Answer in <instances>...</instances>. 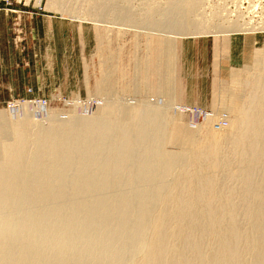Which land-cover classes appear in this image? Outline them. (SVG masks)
Returning a JSON list of instances; mask_svg holds the SVG:
<instances>
[{
	"label": "bare ground",
	"instance_id": "6f19581e",
	"mask_svg": "<svg viewBox=\"0 0 264 264\" xmlns=\"http://www.w3.org/2000/svg\"><path fill=\"white\" fill-rule=\"evenodd\" d=\"M106 1L86 0L85 14L159 29L171 63L177 38L213 32L194 16L204 0H147L139 17ZM236 24L214 32L256 29ZM246 62L238 92H226L229 125H186L173 151L174 119L149 101L106 100L48 126L0 114V264H264V50Z\"/></svg>",
	"mask_w": 264,
	"mask_h": 264
},
{
	"label": "rangeland",
	"instance_id": "374dc122",
	"mask_svg": "<svg viewBox=\"0 0 264 264\" xmlns=\"http://www.w3.org/2000/svg\"><path fill=\"white\" fill-rule=\"evenodd\" d=\"M50 1L0 0V114L7 113L8 119L24 111L35 123L48 126L51 117L66 118L77 111L90 115L106 100L149 101L174 119L166 149L177 150V133L186 125L197 129L194 133L211 117L216 128L229 125L232 113L223 106L230 102L227 93L238 92L247 55L264 50V0L202 1L194 16L213 32L177 38L173 63L165 54L170 36L159 29L144 27L139 20L132 26L115 18L101 24L85 14L86 0H61L63 8L51 7ZM119 1L131 3L138 17L147 2ZM155 1L168 6L167 0ZM227 21L237 26L249 22L256 29L228 37L216 34L215 27ZM104 79L105 87L112 86L109 95L96 90V85L104 87ZM171 80L169 95L165 87ZM112 112L113 121L120 110Z\"/></svg>",
	"mask_w": 264,
	"mask_h": 264
},
{
	"label": "built area",
	"instance_id": "2783aa9c",
	"mask_svg": "<svg viewBox=\"0 0 264 264\" xmlns=\"http://www.w3.org/2000/svg\"><path fill=\"white\" fill-rule=\"evenodd\" d=\"M221 122H222L223 124H226V123H227V119H226L225 116L221 117Z\"/></svg>",
	"mask_w": 264,
	"mask_h": 264
},
{
	"label": "crops",
	"instance_id": "0c3cea01",
	"mask_svg": "<svg viewBox=\"0 0 264 264\" xmlns=\"http://www.w3.org/2000/svg\"><path fill=\"white\" fill-rule=\"evenodd\" d=\"M183 43V42H182ZM182 47H184V44H182Z\"/></svg>",
	"mask_w": 264,
	"mask_h": 264
}]
</instances>
